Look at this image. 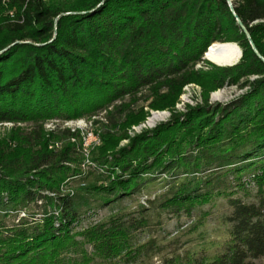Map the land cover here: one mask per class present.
<instances>
[{
  "label": "trees",
  "instance_id": "obj_1",
  "mask_svg": "<svg viewBox=\"0 0 264 264\" xmlns=\"http://www.w3.org/2000/svg\"><path fill=\"white\" fill-rule=\"evenodd\" d=\"M230 1L264 58V0ZM235 16L227 0H0V52L9 47L0 54V123L33 125L25 137L12 132L1 148L0 210L40 199L53 207L42 219L0 229V264H113L122 252L131 259L141 252L132 251L131 235L142 221L111 218L71 233L78 215L71 199L58 192L70 171L62 164L76 161L75 146L48 150L52 139L71 134L64 130L49 139L42 124L103 108H110L109 127L96 132L100 144L91 153L108 177L93 191L130 196L147 179L172 169L179 183L170 186L161 205L172 214L189 215L197 205L227 198L230 228L223 249L212 258L176 255L162 264H251L264 257V62ZM215 42L237 43L240 61L196 71L213 46L229 52L227 60L208 58L215 65L239 60L235 44L211 45ZM188 85L203 90V105L176 114ZM234 85L249 90L224 108L209 107L210 92ZM145 89L146 105L138 107ZM144 108L172 111L171 117L129 138L128 130L144 121ZM231 159L235 165L219 174ZM248 183L256 189L257 204L229 192L233 187L245 192Z\"/></svg>",
  "mask_w": 264,
  "mask_h": 264
},
{
  "label": "rangeland",
  "instance_id": "obj_2",
  "mask_svg": "<svg viewBox=\"0 0 264 264\" xmlns=\"http://www.w3.org/2000/svg\"><path fill=\"white\" fill-rule=\"evenodd\" d=\"M214 44H235L239 48L242 57L241 48L235 42H215L211 45ZM241 57H239L237 63ZM208 58L227 60L229 59V52L213 46L207 52H204L202 61L197 63L194 69L206 72L211 71L214 67H228L217 66L209 61ZM255 79L256 77H250L248 81L251 82ZM248 90V86H223L210 92L207 102L210 108H214L217 105H221L224 108L244 96ZM218 92L224 93L226 101L212 99V95ZM146 94L147 90L145 89L137 96L138 107L146 105L143 100ZM129 101L130 98H125L123 103L127 104ZM117 105H120V103H114L113 107ZM202 105L203 90L196 85H188L183 88L173 112L182 115L186 114L188 109ZM143 110L146 113V117L139 125L128 130L129 138L140 134L142 131H153L157 126L166 124L172 113V111L168 110L152 111L148 108ZM109 111L110 108H103L91 116H83L72 120L51 119L42 124L44 133L48 137H50V134L53 137H61L59 134L64 130H69L71 134L70 137L59 138L60 140L57 137L52 139L48 145V150L60 152L67 144L75 146L74 157L76 161L70 164L65 162L62 164L67 166L70 171L65 174L66 178L58 189L61 196L71 199L72 207L78 215V221L72 226L71 233H80L98 223H106L111 218L122 219L123 221L133 219L142 221L143 226L131 235L132 251L140 249L141 252H139L138 256H133L132 259L126 258L124 252H122L120 257L111 261L113 264H162L165 259L176 255L180 257L212 258L219 253L223 249L224 243L228 241V230L230 228V225L226 222L227 217L231 213L227 198L220 196L212 199L207 204L197 205L189 215L182 212L172 214L169 210L161 207L167 198L170 186L173 183H179V180L176 179L179 176H175L176 174H173L174 171L172 169L163 174H155L152 179H147L148 183L140 185L138 190L130 196L118 198L114 195H105L93 191L96 187H102L106 184L108 175L97 163L83 165L85 161H81V158H84V153L88 151L91 161L95 160L96 153L91 152L100 144L96 132H103L106 127H109V123L107 125L105 119ZM160 114H163L164 118L156 120L154 124H150V120L154 115ZM180 120H183V117ZM95 122H98V124H95ZM77 125H80V127H77ZM31 130H33V125L28 122L19 124L0 123V153L3 144L8 141L12 132H20L21 136L25 137L30 135ZM127 142L128 140L120 142L119 147L125 146ZM86 143H88L87 146L85 145ZM8 145L12 144L9 142ZM235 163L236 161L232 159L224 162L222 165L223 170L219 174L230 170ZM29 172L28 176L32 177L36 171L31 170ZM231 178L230 176L229 180ZM246 178L243 180H246ZM229 192L234 193L232 198L240 199L246 204H257L256 189L252 184L248 183L245 192L235 190L234 187ZM42 195L53 196L51 193H43ZM12 209V206H8L0 210L1 230L2 228L8 229L16 226L22 221L31 222L35 219H42L45 213L48 214L53 211V207L46 199L21 205L14 208L16 210ZM76 241L82 242V239L77 237ZM85 247L88 252L91 251L89 246ZM251 264H264V257L252 261Z\"/></svg>",
  "mask_w": 264,
  "mask_h": 264
},
{
  "label": "water",
  "instance_id": "obj_3",
  "mask_svg": "<svg viewBox=\"0 0 264 264\" xmlns=\"http://www.w3.org/2000/svg\"><path fill=\"white\" fill-rule=\"evenodd\" d=\"M227 2H228V5H229V8H230L231 13L235 16V14H234V9H233V7H232L231 1H230V0H227ZM66 15H69V14H68V13H66V14H62L61 16H66ZM235 18H236V21H237V25L239 26V28L241 29V31L245 34V36H246V38H247V40H248V42H249V44H250V47H251V49L253 50L254 54H255L260 60H262V62H264V58H262V57L259 55V53L257 52L256 48L254 47V45H253V43H252V41H251V39H250V37H249V34H248L247 30L245 29V27L243 26V24L239 21V19H238L236 16H235ZM56 21H57V19L55 20V23H56ZM54 37H55V34H54V36H53V39H54ZM17 44H30V43H29V42H25V43L18 42ZM11 46H13V45H11ZM11 46H10V47H11ZM36 46H37V45H36ZM8 48H9V47H8ZM8 48H7V49H8ZM7 49H4L3 51H1L0 54L3 53V52H5ZM240 57H241V55H240ZM236 63H237V62H236ZM236 63H234V64H232V65H228V67L234 66ZM221 67H224V66H221Z\"/></svg>",
  "mask_w": 264,
  "mask_h": 264
},
{
  "label": "bare ground",
  "instance_id": "obj_4",
  "mask_svg": "<svg viewBox=\"0 0 264 264\" xmlns=\"http://www.w3.org/2000/svg\"><path fill=\"white\" fill-rule=\"evenodd\" d=\"M212 99L213 100H219V101H226V97L224 95L223 92H218V93H215L212 95ZM164 118V115L163 114H160V115H154V117L150 120V124H154V122L156 120H160V119H163ZM77 127H80V125H77ZM74 132V131H73ZM88 143H86L85 145L87 146ZM87 164V161H85V164L83 165H86ZM88 165V164H87Z\"/></svg>",
  "mask_w": 264,
  "mask_h": 264
},
{
  "label": "built area",
  "instance_id": "obj_5",
  "mask_svg": "<svg viewBox=\"0 0 264 264\" xmlns=\"http://www.w3.org/2000/svg\"><path fill=\"white\" fill-rule=\"evenodd\" d=\"M81 161H87V164H96L95 162L91 161V159L89 158L88 151L87 153H84V158H81Z\"/></svg>",
  "mask_w": 264,
  "mask_h": 264
}]
</instances>
